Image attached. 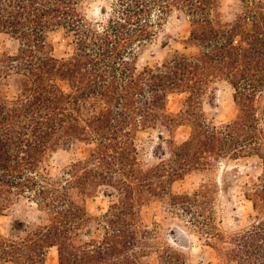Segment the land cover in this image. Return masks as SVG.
I'll return each instance as SVG.
<instances>
[{"label":"trees","instance_id":"trees-1","mask_svg":"<svg viewBox=\"0 0 264 264\" xmlns=\"http://www.w3.org/2000/svg\"><path fill=\"white\" fill-rule=\"evenodd\" d=\"M90 1L0 0V34L19 43L15 53L0 49V80L16 77L20 88L10 99L0 81V217L24 199L41 214L0 232V262L47 264L57 247L59 264H188L181 247L156 245L160 224H147L143 211L163 201L220 238L202 218L218 185L203 179L194 193L176 185L231 159L254 161L261 174L246 194L253 225L230 239L223 264H264V0H238L227 11L223 0H109L101 19L89 17ZM174 16L190 25L183 48L140 68ZM56 30L72 55H55ZM223 86L237 115L217 125L205 104ZM174 94L188 95L179 113L169 107ZM184 124L192 134L178 143L172 137ZM152 131L168 150L161 145L160 161L149 165L141 141ZM77 143L91 146L88 155L52 175L50 161ZM100 191L111 204L94 216L88 200Z\"/></svg>","mask_w":264,"mask_h":264},{"label":"rangeland","instance_id":"rangeland-1","mask_svg":"<svg viewBox=\"0 0 264 264\" xmlns=\"http://www.w3.org/2000/svg\"><path fill=\"white\" fill-rule=\"evenodd\" d=\"M238 0H223L222 9L227 11L229 6ZM109 0H92L87 4V12L91 19L102 18L104 8H109ZM190 35V25L186 16L179 19L177 16L171 17L166 24L164 31L160 35V40L153 48L154 53L149 50L141 57L139 67L147 65L157 67L171 52L182 49L183 41ZM50 41L54 45L55 55L64 58L72 55L73 46L63 30H56L49 34ZM171 38L169 45L164 47L163 42ZM19 48V43L8 35L0 34V49L5 52L15 53ZM1 90L5 96L14 99L20 93L19 80L12 77L0 80ZM187 94H174L170 96L169 107L173 112L182 111L186 103ZM264 106V105H263ZM205 111L208 121L221 125L234 119L237 115V108L233 98V91L228 86H223L209 97L205 104ZM192 134V127L184 124L178 128L172 139L178 143L188 140ZM168 137V133H165ZM168 150V144L163 142L159 131L145 133L141 141V157L146 164L158 163L156 153ZM91 146L85 143H77L72 150L61 151L49 163V171L57 176L63 168L75 157L82 158L88 155ZM254 161H233L222 159L218 166L206 172L188 175L184 180L179 181L176 189L180 192L194 193L205 181L218 185L216 201L209 211L205 213L203 219L212 223V233L221 234L220 238H212L191 225L188 221L190 215L181 218L170 212V207L163 201H153L143 211V216L147 224L151 227L154 222L160 224L156 245H174L181 247L186 254L188 264H223V254L231 238L248 231L254 221L253 203L247 199L246 194L253 188V183L257 181L261 174V168L254 165ZM111 204V198L100 191L96 196L88 200V206L94 216L104 214ZM40 212L37 205L28 200H22L14 205L8 215L0 217V232L7 235L12 223L16 220L26 222H38ZM153 263L158 264L156 257ZM0 264H12L1 261ZM47 264H59V252L57 247L50 249Z\"/></svg>","mask_w":264,"mask_h":264}]
</instances>
